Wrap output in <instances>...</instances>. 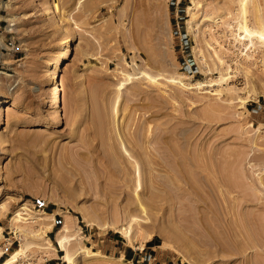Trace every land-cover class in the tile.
Wrapping results in <instances>:
<instances>
[{
    "label": "rangeland",
    "instance_id": "obj_1",
    "mask_svg": "<svg viewBox=\"0 0 264 264\" xmlns=\"http://www.w3.org/2000/svg\"><path fill=\"white\" fill-rule=\"evenodd\" d=\"M52 1L0 0V97L6 101L0 125V263L21 248L8 264H190L187 258L193 264H264V46L246 50L233 42L237 3L197 0L200 21L190 31L185 20L191 0H55L59 10L50 11ZM255 2L264 26V0H246L245 8L248 23L257 28ZM69 34L71 52L59 65L53 91L62 119L53 125L45 68ZM144 72L212 81L186 88L161 78L150 82ZM220 74L229 78L217 82ZM124 146L129 161L141 157L145 146L154 163L142 170V192L158 209L151 208L147 221L138 215L146 221L140 224L121 218V196L113 191L122 184L121 171L133 176ZM162 161L165 167L171 163L169 170ZM104 179L103 188L114 186L112 193L102 190L108 198L97 187ZM157 188L173 197L172 209L162 203L167 193ZM168 209L178 215L168 219L161 213ZM16 210L26 219L11 220ZM64 220L67 231L58 229ZM126 228L134 246L123 236ZM147 235L157 246L144 259L117 258L123 250L143 249ZM81 247L111 258L88 256Z\"/></svg>",
    "mask_w": 264,
    "mask_h": 264
},
{
    "label": "bare ground",
    "instance_id": "obj_2",
    "mask_svg": "<svg viewBox=\"0 0 264 264\" xmlns=\"http://www.w3.org/2000/svg\"><path fill=\"white\" fill-rule=\"evenodd\" d=\"M236 3H237V5H238V15H237V17H236V19H234L235 20V22H234V24H232L231 23V29H230V35L232 36V39H233V42H235L236 44H240V46H243L246 50H248V49H251V48H254V47H256V45L257 44H259V45H261V46H264V26L261 24V23H263L262 21H261V15H260V13H258L257 12V3L255 2V4H253V14H254V20L258 23V24H260L261 25V27H257V28H255V27H253L252 25H250L249 23H248V19H247V14H246V8H245V4H246V0H234ZM200 6V4H199V1H197V0H191V4H188L187 6H186V12H187V15H188V17L186 18V20H185V23H186V26H187V29L188 30H196V25L195 24H197L200 20H198V22L196 23V21H197V19H195V9L196 8H198ZM55 10H59V4H58V2H56L55 0H53L52 2H51V4H50V11H55ZM47 13V12H46ZM49 13V12H48ZM204 18V17H203ZM202 18V19H203ZM58 20L57 21H59L60 20V18H57ZM205 19H207V17L205 18ZM209 19V18H208ZM233 22V21H232ZM217 23V22H216ZM214 25V24H213ZM230 25V24H229ZM205 26H207V25H205ZM263 26V27H262ZM62 27V26H61ZM195 27V28H194ZM209 27V26H208ZM210 28V27H209ZM211 29V28H210ZM194 32H196V31H194ZM207 32V31H206ZM192 33V32H191ZM210 33H211V31H210ZM196 34V33H195ZM210 35H212V33L210 34ZM225 36V35H224ZM231 36H229V37H231ZM74 36L72 35V34H69V37L68 38H66V39H62L61 40V47L58 49V51L56 52V55L54 56V57H52V58H50L49 60H48V62H47V65H46V68H45V78H46V80H44V81H46V86H47V90L48 91H50V96H49V99H50V104H49V106L52 108V124L54 125V124H58L60 121H61V119H62V111H61V107H60V99H59V97L57 96V95H55L54 93H53V91H54V89L57 87V75H58V70H59V65H61L68 57H69V55H70V52H71V46H70V44H69V40L70 39H72ZM195 37V36H194ZM196 38V37H195ZM193 40V39H192ZM205 41V40H204ZM216 41V40H215ZM232 41V40H231ZM196 42V41H195ZM198 42V41H197ZM206 42V41H205ZM206 45H207V43H205ZM240 46H239V48H240ZM206 47H208V45L206 46ZM242 47V49H244ZM235 48V47H234ZM197 49V48H196ZM258 49V48H257ZM229 50V49H228ZM227 50V51H228ZM240 50V49H239ZM253 50H255V49H253ZM198 51V50H197ZM235 51V50H234ZM243 51V50H242ZM232 52H233V50H232ZM198 53V52H197ZM210 53V52H209ZM242 53V52H241ZM239 54V53H238ZM238 54H237V56H238ZM246 56H247V51H245V53H244ZM218 58V57H217ZM215 59V58H214ZM217 60V59H216ZM218 60L220 61L219 63H221V59H219L218 58ZM238 60H240V59H238ZM246 60V59H245ZM235 61V60H234ZM222 64V63H221ZM228 66V65H227ZM229 67V66H228ZM226 69H228V68H226ZM120 73H122V75H124V76H126L128 79L130 78H132V76L130 77V74L128 75V74H126V73H124L122 70H120L119 71ZM221 72V71H220ZM144 73H146V72H144ZM143 73V74H144ZM138 74H141V73H138ZM142 74V75H143ZM147 74V73H146ZM144 74V76L146 77V78H148V81H150V82H158V79H165V81H168V82H170V83H172V84H177V85H180V86H183V87H186V88H193V87H197V88H200L201 86H208V85H211V81H212V79H208V80H205V82H203V81H199V80H196V81H194V82H192V79H190L191 78V75L190 74H187V75H183L182 73H180V74H178L177 76H174V75H172V76H167V77H162L163 75H160L161 77H157V78H155V77H153L152 75H150V74ZM224 74H226V73H224ZM228 75V74H227ZM229 78V75L228 76H224L223 74H220L219 75V78L218 79H216L217 80V82L218 81H222V80H226V79H228ZM125 79V78H124ZM127 79V80H128ZM221 82H219V84H220ZM212 84H214V83H212ZM218 84V83H217ZM45 85V84H44ZM119 85H120V83H119ZM121 88V87H120ZM56 90V89H55ZM5 99H4V97L2 96V98L0 97V125L2 124V122H3V110H4V104H5ZM113 110V109H112ZM168 133V132H167ZM117 137H118V135H117ZM139 137V136H138ZM119 139V138H118ZM166 139V138H165ZM164 139V140H165ZM140 141V140H139ZM145 141V140H144ZM122 142V140L120 141V145L121 144H124V143H121ZM162 142V141H161ZM136 143H137V140H136ZM145 143V142H144ZM119 144V143H118ZM146 144V143H145ZM148 144V143H147ZM160 144V143H159ZM134 145V144H133ZM138 145H141L140 143H138ZM110 146V145H109ZM142 146V145H141ZM111 147V146H110ZM116 147V146H115ZM125 147V146H124ZM144 147V149H145V146H143ZM153 147V146H152ZM142 148V147H141ZM121 149V148H120ZM143 149V152L141 153V157H142V159H143V162H144V159L147 161V162H145V163H140V158L141 157H139V155H134V156H136V158H135V160L133 161V160H128V159H130V158H132V157H130V155H129V153H128V151L126 150V147L123 149L124 150V153H123V155H127V159L126 160H128L129 162H128V164L130 163L131 165H132V167L134 168V170H132L133 172H131V170L129 171V172H127L128 174L130 173H133L132 175L133 176H127V178L126 177H124V176H126V171L124 170V171H121L122 173H124V174H122L123 175V177H121L120 178V180H122V178H124L122 181H120L122 184H117V185H114L115 186V189H113V191L114 192H116V193H114V195L116 196H121V200H120V198L118 199V200H120L121 202H120V215H121V218H124V219H126V220H129V222H134V223H143V221H144V219H146V221H147V217H149V211L151 210V208H153V206L151 207V205L149 204V200L148 199H146V198H149L148 196L145 198V195H146V193H145V191L144 192H142V190L143 189H146V187L143 185V182H142V178H143V172H142V170L143 169H145V168H148L147 170H149V168H151V166H150V160L149 159H147L146 158V154H147V151H145ZM158 149V148H157ZM104 150V149H103ZM122 150V149H121ZM122 150V151H123ZM147 150H149V149H147ZM153 150V149H152ZM168 150V149H167ZM106 151V150H105ZM117 151V150H116ZM142 151V150H141ZM150 151V150H149ZM107 152V151H106ZM111 152V151H110ZM152 152V151H151ZM170 152V151H169ZM175 152V151H174ZM174 152H172V153H174ZM115 153H117V152H115ZM114 153V154H115ZM164 153H165V151H164ZM177 153V152H176ZM176 153H174V155H176ZM182 153V152H181ZM103 154V153H102ZM144 154V155H143ZM152 154V153H151ZM169 153H168V151L165 153V156L164 157H169V155H168ZM180 154V153H179ZM104 155V154H103ZM109 155H111V154H109ZM143 155V156H142ZM148 156H150L149 154H147ZM154 155H156V154H154ZM160 155V154H159ZM167 155V156H166ZM170 155H171V152H170ZM99 156V155H98ZM177 156V155H176ZM180 156V155H179ZM178 156V157H179ZM96 157H97V155H95V159H96ZM115 157V156H114ZM119 157V156H118ZM155 157V156H154ZM163 157V158H164ZM171 157V156H170ZM173 157V156H172ZM178 157L177 158H175L176 160H177V162H178ZM183 156L181 155V157L180 158H182ZM92 158V160H94L93 159V157H91ZM91 158H89V159H91ZM111 158V157H110ZM125 158V157H124ZM153 158V157H152ZM158 158H159V156H158ZM88 159V158H87ZM88 159V160H89ZM98 159V158H97ZM104 159V158H103ZM165 159V158H164ZM163 159V160H164ZM167 159V163H168V159L169 158H166ZM170 159H173V158H170ZM169 159V160H170ZM184 158H182V160H183ZM188 159V158H187ZM91 160V161H92ZM113 160V159H112ZM148 160H149V162H148ZM155 161H156V159H154ZM175 160V161H176ZM181 159H180V161L178 162L179 164H183L181 161H182ZM91 161L89 160V162L91 163ZM99 161V160H98ZM116 161H117V159H116ZM158 161V160H157ZM175 161L173 160V165H171V167L173 168H170V170L172 169V170H177V167L176 166H178L177 164H176V166H174L175 164ZM166 162H164V164H166ZM181 162V163H180ZM101 163V162H100ZM110 163V162H109ZM148 163H149V165H148ZM153 163V162H152ZM151 163V164H152ZM92 164V163H91ZM126 164V163H125ZM146 164H147V166H146ZM154 164V163H153ZM157 164V163H156ZM159 164V163H158ZM162 165H161V167L163 166V167H165V165H163V161H162V163H161ZM171 164V163H170ZM169 164V165H170ZM93 165V164H92ZM97 164H94V166H96ZM168 164L166 165V169L168 168V170H169V166ZM159 166H160V164H159ZM167 166H169V167H167ZM180 166V165H179ZM178 166V167H179ZM113 167V166H112ZM160 167V168H161ZM162 167V168H163ZM117 168V167H116ZM165 168H163L164 170H165ZM180 168V167H179ZM182 168H184V166L182 167ZM113 169H115V167H113ZM129 169V168H128ZM146 170V171H147ZM148 173V172H147ZM151 173V172H150ZM148 175H151V174H148ZM95 176H97V175H95ZM100 176V175H99ZM99 176H97V177H99ZM97 177H94V180H95V178H97ZM151 177V176H150ZM104 178H106V177H104ZM99 178H97L96 180H98ZM166 179H168V177H166ZM99 180H101V179H99ZM99 180H98V183H99ZM106 180L104 179V182H105ZM97 182V181H96ZM96 182L95 181H93V183H95V185H97L96 184ZM103 182V180L100 182V185H97V187L99 186L100 188H101V186L104 184V186H105V184H106V182L104 183ZM110 181H108V183H109ZM120 182H118V183H120ZM159 182H161V181H159ZM158 182V183H159ZM163 182H165L166 183V180H164ZM174 182V181H173ZM175 182H176V180H175ZM103 183V184H102ZM164 183V184H165ZM107 186H108V184H106ZM111 185H113V184H111ZM110 185V183H109V186H111ZM162 186H163V184H161ZM114 186L112 187V188H114ZM95 188H96V186H94ZM111 187H104V188H106L105 190H103L104 188H103V186H102V189H101V191L103 190L105 193H109V192H111L112 191V189H110ZM164 187H165V185H164ZM153 188H156V187H153ZM97 189V188H96ZM109 191H108V190ZM129 189V190H128ZM138 190H140V191H138ZM150 190V189H149ZM159 193H160V195H163V194H165V193H167V191H165L164 189H160L161 191H159V188H157L156 189ZM97 191V190H96ZM98 191H99V189H98ZM102 191V192H103ZM112 191V192H113ZM146 191H147V189H146ZM157 191L156 192H154L155 193V195H156V193H157ZM104 192H103V194H104ZM111 192V193H112ZM161 192H162V194H161ZM98 193H100V192H98ZM144 193H145V195H144ZM150 193H153L152 191H150ZM149 194V193H148ZM101 195H102V193H101ZM104 195H106V194H104ZM104 195H102V196H104ZM144 195V196H143ZM151 195H154V194H151ZM154 195V196H155ZM169 194L167 193V195H164L163 196V198H164V200H163V198H162V203H165L167 206H168V203H171L172 202V205H173V197H172V199H171V197H170V195L168 196ZM107 196V195H106ZM157 196V195H156ZM155 196V197H156ZM109 196H107V198H108ZM154 197V198H155ZM112 198V197H111ZM110 198V199H111ZM114 198V200H117V198H115V197H113ZM151 198V197H150ZM149 198V199H150ZM100 199H102V197H100ZM152 199H153V197H152ZM103 200H105V199H103ZM102 200V201H103ZM109 201V199H106V201ZM153 200H156V199H153ZM153 200H151V202L153 201ZM157 200H160V199H158L157 198ZM172 200V201H171ZM113 201V200H112ZM111 201V202H112ZM105 202V201H104ZM150 202V203H151ZM154 203H155V205L154 206H156V207H159V205H161V206H163L162 205V203L161 204H158L157 205V203H156V201H153ZM151 203V204H154V203ZM114 203V202H113ZM117 206V205H116ZM169 206H170V204H169ZM168 206V207H169ZM174 206H177V205H175L174 204ZM166 206H164L163 207V211H164V208H165ZM171 207V206H170ZM173 207V206H172ZM172 207H171V209H172ZM155 208V207H154ZM153 208V209H154ZM162 208V207H161ZM117 209V208H116ZM116 209H114V211L116 210ZM155 209H158V208H155ZM162 210V209H161ZM166 210V209H165ZM168 211H169V209H168ZM173 211H175V210H173ZM117 212H119L118 211V209H117ZM116 211H115V213H117ZM177 212L178 211H175V213L174 212H171V211H169L168 213L165 211V212H161V213H164V214H166L165 216L166 217H168V219L169 218H172V215H175V214H177ZM180 212V211H179ZM115 213H114V215H115ZM171 213V214H170ZM23 213H22V211H20V210H16L13 214H12V216H11V220H18V219H26L25 217L26 216H24L23 217V215H22ZM119 214H117L118 216H116L117 218L119 217ZM170 214V215H169ZM138 215L140 216V215H142V216H146V217H144V219H143V221L141 220L140 222H139V218H138ZM152 215V214H151ZM155 215V214H154ZM163 215V214H162ZM178 215V214H177ZM142 216H140V218L142 217ZM166 217H164V218H166ZM82 218L85 220V221H89L90 219H88L86 216H85V214H82ZM167 219V218H166ZM175 219V218H174ZM149 220V219H148ZM146 221H144V222H146ZM68 227H69V223H68V221L67 220H64L63 222H62V224L58 227V229L59 230H62V231H67L68 230ZM0 228H1V226H0ZM129 229V228H128ZM15 234H17L18 233V229L16 228L15 230ZM123 236H124V238L126 239V241H127V244L128 245H131V246H134V244H133V241H132V238H130V235H129V233H130V231H128L127 230V228L126 229H124L123 231ZM2 235L3 234H1L0 233V238L2 237ZM31 235H33V237L35 236V238L36 239H40L41 237L38 235V234H35V233H32ZM42 238H44V237H42ZM151 238V235H147V237H146V239H150ZM45 239V241H46V243L48 244V246H51V243H50V240L46 237V238H44ZM8 245V244H7ZM160 246H164V244H159ZM58 247L59 248H61L63 251H65V241H64V239L63 238H59L58 239ZM139 247L140 248H142L143 246H142V244L141 245H139ZM3 249H5V248H3ZM80 251H82V252H84L86 255H88V256H98V257H100V258H111V256H109V255H106V254H103V253H98L97 251H89L88 249H85V248H83V247H81L80 248ZM22 251H21V248H16L15 250H13L8 256H6L2 261H1V263L0 264H8L9 262H11L12 260H14V259H17L18 258V255L21 253ZM3 253V251L2 250H0V255ZM64 258H65V261H66V263H71L72 261H71V258H70V256H68V255H64ZM117 258H119V259H121V260H123V256L121 255V256H118ZM187 260H188V262L190 263V264H193L194 262H193V260H191L190 258H187Z\"/></svg>",
    "mask_w": 264,
    "mask_h": 264
},
{
    "label": "crops",
    "instance_id": "obj_3",
    "mask_svg": "<svg viewBox=\"0 0 264 264\" xmlns=\"http://www.w3.org/2000/svg\"><path fill=\"white\" fill-rule=\"evenodd\" d=\"M0 21H1V19H0ZM3 31H4V29L0 31V35ZM3 42H4V40H3ZM2 49H3V46L0 43V64L3 63V60H2L3 51H2ZM55 224H56V222H55ZM155 246H157V244L155 242V238L152 237L149 240H147V242H145L143 249H138V252H136V250H133V251L123 250L122 254H123V257L127 256L130 258L131 261L135 260L136 262H138L141 259H144V255H146L148 253V251L150 252V250L154 249ZM141 253H143V254L141 255Z\"/></svg>",
    "mask_w": 264,
    "mask_h": 264
},
{
    "label": "built area",
    "instance_id": "obj_4",
    "mask_svg": "<svg viewBox=\"0 0 264 264\" xmlns=\"http://www.w3.org/2000/svg\"><path fill=\"white\" fill-rule=\"evenodd\" d=\"M6 46H7L8 50H9V52H12L13 53L14 48H13L12 42L8 41L6 43Z\"/></svg>",
    "mask_w": 264,
    "mask_h": 264
},
{
    "label": "trees",
    "instance_id": "obj_5",
    "mask_svg": "<svg viewBox=\"0 0 264 264\" xmlns=\"http://www.w3.org/2000/svg\"><path fill=\"white\" fill-rule=\"evenodd\" d=\"M59 217L58 216H56V219H58ZM157 244V243H156Z\"/></svg>",
    "mask_w": 264,
    "mask_h": 264
}]
</instances>
